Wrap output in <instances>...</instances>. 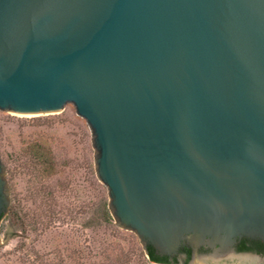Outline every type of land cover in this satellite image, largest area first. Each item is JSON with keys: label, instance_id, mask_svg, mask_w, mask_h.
<instances>
[{"label": "water", "instance_id": "95a60500", "mask_svg": "<svg viewBox=\"0 0 264 264\" xmlns=\"http://www.w3.org/2000/svg\"><path fill=\"white\" fill-rule=\"evenodd\" d=\"M68 104L145 249L264 264L235 250L264 244V0H0V110Z\"/></svg>", "mask_w": 264, "mask_h": 264}, {"label": "rangeland", "instance_id": "374dc122", "mask_svg": "<svg viewBox=\"0 0 264 264\" xmlns=\"http://www.w3.org/2000/svg\"><path fill=\"white\" fill-rule=\"evenodd\" d=\"M32 146L50 149L51 178L49 166H27ZM95 155L73 104L31 117L0 110V161L15 207L0 221V264H151L134 232L94 227L99 188L105 192Z\"/></svg>", "mask_w": 264, "mask_h": 264}, {"label": "trees", "instance_id": "16d2710c", "mask_svg": "<svg viewBox=\"0 0 264 264\" xmlns=\"http://www.w3.org/2000/svg\"><path fill=\"white\" fill-rule=\"evenodd\" d=\"M51 155V151L50 149H47L43 146H32L31 148H29L27 150V152L25 153V157L27 158L26 162L28 163L27 166H49L48 168V174H46V178H51L54 175V159ZM95 166V165H94ZM95 174H96V170H95ZM99 181V180H98ZM99 186H102L105 189V192H102L104 190H102L101 188H99V203L97 205V212H96V216L93 219L94 222V227L97 229H112L116 226V222L114 217L112 216L111 210L109 208V197H108V192L106 187L99 181ZM10 213H12V215H15V207L11 206L10 208ZM4 216H0V221L2 220ZM93 225V224H92ZM86 227H93L91 226V224H87ZM260 245L263 244L261 243ZM183 250L188 254V257L190 258V249L188 248H183ZM156 251L154 250L153 247L148 246L145 249V253L148 256V259L151 263H166L165 261H167L166 257H159L158 255H156L155 253ZM118 264H127L125 263H118Z\"/></svg>", "mask_w": 264, "mask_h": 264}, {"label": "flooded vegetation", "instance_id": "af4514ba", "mask_svg": "<svg viewBox=\"0 0 264 264\" xmlns=\"http://www.w3.org/2000/svg\"><path fill=\"white\" fill-rule=\"evenodd\" d=\"M261 243L262 242L258 240L242 238L237 241L235 245V250L238 254H243V255L249 254L252 256L256 255V256L264 257V244L262 243L263 244V247H262V245H260ZM183 248L190 249V258L188 257V254L183 250ZM183 248L180 251V255H176L173 257L161 255L157 252L155 253L161 258L162 257L167 258V261H165L166 263H162V264H188L193 259V251L189 246H185ZM199 252L201 255H206V254H211L212 250L206 247H201ZM181 256H183V258ZM155 264H159V263H155Z\"/></svg>", "mask_w": 264, "mask_h": 264}, {"label": "bare ground", "instance_id": "6f19581e", "mask_svg": "<svg viewBox=\"0 0 264 264\" xmlns=\"http://www.w3.org/2000/svg\"><path fill=\"white\" fill-rule=\"evenodd\" d=\"M19 116H24V117H31V116H38V115H41V114H38V115H24V114H17Z\"/></svg>", "mask_w": 264, "mask_h": 264}]
</instances>
